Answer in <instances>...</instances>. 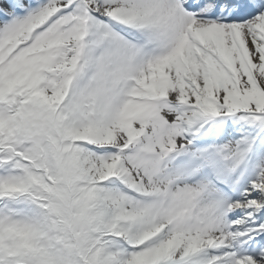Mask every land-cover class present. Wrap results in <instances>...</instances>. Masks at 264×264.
I'll return each instance as SVG.
<instances>
[{
  "label": "snow or ice",
  "instance_id": "snow-or-ice-1",
  "mask_svg": "<svg viewBox=\"0 0 264 264\" xmlns=\"http://www.w3.org/2000/svg\"><path fill=\"white\" fill-rule=\"evenodd\" d=\"M0 264H264V0H0Z\"/></svg>",
  "mask_w": 264,
  "mask_h": 264
}]
</instances>
